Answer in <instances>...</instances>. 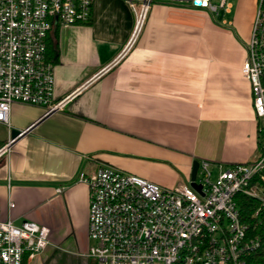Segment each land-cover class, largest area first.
Returning <instances> with one entry per match:
<instances>
[{"label": "crops", "instance_id": "0c3cea01", "mask_svg": "<svg viewBox=\"0 0 264 264\" xmlns=\"http://www.w3.org/2000/svg\"><path fill=\"white\" fill-rule=\"evenodd\" d=\"M93 4L88 24L56 28L48 40L56 98L77 95L51 114L14 104L11 125L0 123V148L13 130L23 132L0 160L1 218L51 231L52 245L24 264H96L81 172L108 166L176 188L196 161L214 169L254 161L264 137L241 71L251 30L156 3L133 48L92 80L123 52L136 22L124 0Z\"/></svg>", "mask_w": 264, "mask_h": 264}, {"label": "built area", "instance_id": "2783aa9c", "mask_svg": "<svg viewBox=\"0 0 264 264\" xmlns=\"http://www.w3.org/2000/svg\"><path fill=\"white\" fill-rule=\"evenodd\" d=\"M135 26L123 52L92 80L110 71L138 41L154 4L190 6L211 15L231 14L230 0H124ZM94 0H0V123L10 126L14 104L62 111L78 92L58 100L48 40L56 28L86 25ZM255 20L241 71L251 86L253 109L264 120V0H254ZM229 27L226 19L218 23ZM217 24V25H218ZM87 83L85 86H87ZM261 132H263L260 126ZM15 140L0 148V160ZM199 162L194 183L163 188L119 169L101 166L81 172L89 188L88 257L96 264H264V137L258 157L217 166ZM214 169V168H213ZM215 178V179H213ZM64 188H58L60 194ZM254 200L248 215L241 204ZM15 204L10 202V208ZM48 227L31 220L16 225L0 211V264H24L51 246Z\"/></svg>", "mask_w": 264, "mask_h": 264}, {"label": "rangeland", "instance_id": "374dc122", "mask_svg": "<svg viewBox=\"0 0 264 264\" xmlns=\"http://www.w3.org/2000/svg\"><path fill=\"white\" fill-rule=\"evenodd\" d=\"M234 8L231 14H225L224 11L220 12L217 24L226 19L234 23V29L241 33H246L252 29L255 20V4L254 0H230ZM250 36V35H249ZM250 38V37H249ZM260 126L264 131V120L260 121ZM214 177L217 178V169H213ZM213 178V179H215Z\"/></svg>", "mask_w": 264, "mask_h": 264}, {"label": "water", "instance_id": "95a60500", "mask_svg": "<svg viewBox=\"0 0 264 264\" xmlns=\"http://www.w3.org/2000/svg\"><path fill=\"white\" fill-rule=\"evenodd\" d=\"M22 134H23V132H21V131L13 130L11 132V138L13 140H16ZM198 168H199V162L196 161L193 164V169H192V174H191V176H192L191 177V180H192L191 186L194 187V188H196V190H200L201 189V187L199 185L196 186V184L194 183L195 178L197 177L196 175H197V172H198Z\"/></svg>", "mask_w": 264, "mask_h": 264}, {"label": "trees", "instance_id": "16d2710c", "mask_svg": "<svg viewBox=\"0 0 264 264\" xmlns=\"http://www.w3.org/2000/svg\"><path fill=\"white\" fill-rule=\"evenodd\" d=\"M264 173V172H263ZM256 207L254 200L246 199L242 202L241 208L244 215L250 214Z\"/></svg>", "mask_w": 264, "mask_h": 264}]
</instances>
